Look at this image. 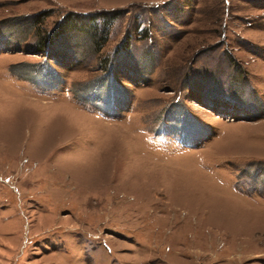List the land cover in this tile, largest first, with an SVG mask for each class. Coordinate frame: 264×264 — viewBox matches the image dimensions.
Wrapping results in <instances>:
<instances>
[{
  "label": "rangeland",
  "instance_id": "374dc122",
  "mask_svg": "<svg viewBox=\"0 0 264 264\" xmlns=\"http://www.w3.org/2000/svg\"><path fill=\"white\" fill-rule=\"evenodd\" d=\"M0 264H264V0H0Z\"/></svg>",
  "mask_w": 264,
  "mask_h": 264
},
{
  "label": "trees",
  "instance_id": "16d2710c",
  "mask_svg": "<svg viewBox=\"0 0 264 264\" xmlns=\"http://www.w3.org/2000/svg\"><path fill=\"white\" fill-rule=\"evenodd\" d=\"M98 17H93L91 19H88L87 17L83 16L82 14H76V13H69L66 16H64L62 18V20L57 24V26L55 27V29L52 31V34H45L44 36H42V38H40V47L43 46H47L46 44L48 43V41H50L51 38L55 39V36L58 34H63V33H67L69 31H78L84 27H86V25L88 23L94 22ZM104 20L106 21L107 18L104 17ZM111 20V19H110ZM107 25H109V22H105L103 25V30L104 32L101 34L103 35L102 38V42L104 43V39H105V35H106V30L105 27L107 28ZM96 26H94L93 28H95ZM51 35V36H50ZM102 43V44H103Z\"/></svg>",
  "mask_w": 264,
  "mask_h": 264
}]
</instances>
